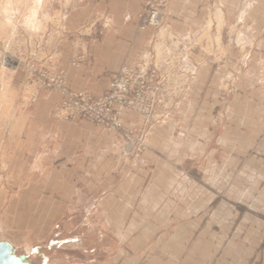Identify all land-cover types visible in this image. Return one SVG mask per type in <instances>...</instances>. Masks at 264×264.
<instances>
[{
    "label": "crops",
    "instance_id": "0c3cea01",
    "mask_svg": "<svg viewBox=\"0 0 264 264\" xmlns=\"http://www.w3.org/2000/svg\"><path fill=\"white\" fill-rule=\"evenodd\" d=\"M145 1L73 0L57 50L36 69L67 70L70 91L104 94L121 67L150 59L155 32L138 30ZM212 1L170 2L165 28L193 48L197 75L141 157L121 158L115 132L61 119L56 97L46 92L16 100L0 139L3 179L17 181L6 169L25 161L28 197H43L46 212L67 213L69 197L92 199L90 228L117 247L114 264H264V0H218L219 28ZM102 16L107 26L99 36ZM207 20L220 41L217 55L196 37ZM74 52L87 54L79 68L69 64ZM227 73L238 87L222 110L217 84ZM13 82L24 89L33 78ZM123 119L127 127L141 123L130 111ZM37 172L45 183L36 190Z\"/></svg>",
    "mask_w": 264,
    "mask_h": 264
},
{
    "label": "rangeland",
    "instance_id": "374dc122",
    "mask_svg": "<svg viewBox=\"0 0 264 264\" xmlns=\"http://www.w3.org/2000/svg\"><path fill=\"white\" fill-rule=\"evenodd\" d=\"M170 2L171 0H147L138 15V30L143 32L147 28H152L155 32L150 59H141L133 67H121L109 81L107 91L100 96H93L87 90L70 91L67 70L54 71L48 67H39L40 69L37 70L35 67V64L41 61L50 60L53 55L51 53L57 50L61 31L64 28V15L73 4V0H0V139L5 137L3 132L12 124L16 100L24 93L30 101H33L35 91L46 92L56 97L61 119L69 121L78 117L101 132H115L120 137L118 154L121 158L141 157L148 149L155 126L165 121L169 113L176 109L178 101L187 93L197 75L193 48L176 33L169 32L165 28ZM147 3H152L156 16H159L157 24L148 23L145 26L143 23V15L148 11ZM211 4L214 7L213 19L219 28L221 20L217 16L220 11L217 6L218 0H213ZM207 21L211 22V20ZM90 25H92L91 22L83 24L86 27ZM106 26L107 18L102 16L97 35L100 36ZM211 28L203 33L205 29L203 25L196 33V37L198 43L204 44V51L208 55L214 53L217 55L220 41L211 33ZM86 56L87 54L74 52L69 61L70 67L79 68ZM147 69L149 71L145 97L153 100L151 113L145 116L131 108L119 110L118 106H113V111H119L123 127L131 132V141H127L116 130H107L79 115H67L63 109L62 90L53 86H39L41 77L60 76L64 91L85 92L98 98L109 93L111 83L123 71H142L143 73V70ZM26 75L33 78V83L29 87L19 89L14 85L13 79L24 78ZM237 87L234 75L227 73L219 78L218 104L222 105V110L230 108V103L237 94ZM131 95H135L134 90ZM126 111L136 113L140 117V125L125 126L123 114ZM129 143H132L130 149ZM1 163L2 161H0L1 240L13 244L17 254L27 255L34 264H114L113 258L117 254V247L107 245L106 232L104 233L106 240H98L95 231L90 228V224L96 218L91 212L92 199L69 197L67 213H48L46 210H49L50 206L44 204L43 197H28L27 178L31 168L27 163L11 161L8 165L5 173L7 174L9 169L13 170L17 181L3 179L5 177L1 173L5 171V167ZM8 177L10 178L11 175ZM32 178L36 184V190L45 183L42 172H37ZM68 185L70 188L75 186L76 182H68ZM74 192L76 193L75 190Z\"/></svg>",
    "mask_w": 264,
    "mask_h": 264
},
{
    "label": "built area",
    "instance_id": "2783aa9c",
    "mask_svg": "<svg viewBox=\"0 0 264 264\" xmlns=\"http://www.w3.org/2000/svg\"><path fill=\"white\" fill-rule=\"evenodd\" d=\"M147 8L148 13L145 12L143 15L144 25L146 26L148 23L152 25L154 23L157 24L159 16H156V10L152 7V3H147ZM148 71L149 69L143 70V73L142 71H123L111 83L109 93L98 98H94L85 92L69 93L68 91H64L63 81L60 76L41 77L39 78V86H53L62 90L64 93L63 109L67 115H79L107 130H116L127 141H131V132L123 127L119 111H113V106H118L119 110L131 108L140 111L145 116L149 115L152 111L150 108L154 103L152 99H146L145 97ZM133 90L135 91V95H131ZM131 145L132 143L128 144L129 149Z\"/></svg>",
    "mask_w": 264,
    "mask_h": 264
},
{
    "label": "water",
    "instance_id": "95a60500",
    "mask_svg": "<svg viewBox=\"0 0 264 264\" xmlns=\"http://www.w3.org/2000/svg\"><path fill=\"white\" fill-rule=\"evenodd\" d=\"M0 264H27L23 258L14 255L11 246L7 242H0Z\"/></svg>",
    "mask_w": 264,
    "mask_h": 264
},
{
    "label": "bare ground",
    "instance_id": "6f19581e",
    "mask_svg": "<svg viewBox=\"0 0 264 264\" xmlns=\"http://www.w3.org/2000/svg\"><path fill=\"white\" fill-rule=\"evenodd\" d=\"M217 16L219 17V19H221V13L220 11H218ZM216 20V19H215ZM211 27V22L207 21V24L205 25V29L203 30V33L207 32V30ZM209 31V30H208ZM164 36V35H163ZM162 36V37H163ZM2 76V75H1ZM4 82V81H3ZM2 93V92H1ZM4 95V94H3Z\"/></svg>",
    "mask_w": 264,
    "mask_h": 264
}]
</instances>
